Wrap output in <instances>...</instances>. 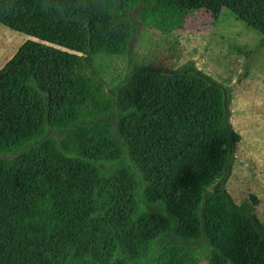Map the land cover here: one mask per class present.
I'll list each match as a JSON object with an SVG mask.
<instances>
[{"label": "trees", "instance_id": "1", "mask_svg": "<svg viewBox=\"0 0 264 264\" xmlns=\"http://www.w3.org/2000/svg\"><path fill=\"white\" fill-rule=\"evenodd\" d=\"M201 9L264 45V0H0V24L36 39L0 67V264H264L257 198L223 187L228 86L133 58L150 19ZM99 54L127 61L110 92Z\"/></svg>", "mask_w": 264, "mask_h": 264}, {"label": "rangeland", "instance_id": "2", "mask_svg": "<svg viewBox=\"0 0 264 264\" xmlns=\"http://www.w3.org/2000/svg\"><path fill=\"white\" fill-rule=\"evenodd\" d=\"M259 38L257 30L234 20L227 10L213 22L201 9L193 15L178 13L174 19H150L139 30L133 58L145 65L171 69L192 60L197 69L228 86L229 121L240 140L234 145L230 174L223 187L235 204H252L250 195H255L257 203L252 212L264 224V45L255 52ZM26 39L36 40L0 24V67ZM126 62L123 55L94 56L92 65L106 81L107 92L123 77ZM246 70L248 75L243 77ZM10 155L0 154V158ZM140 203L141 208H155Z\"/></svg>", "mask_w": 264, "mask_h": 264}, {"label": "water", "instance_id": "3", "mask_svg": "<svg viewBox=\"0 0 264 264\" xmlns=\"http://www.w3.org/2000/svg\"><path fill=\"white\" fill-rule=\"evenodd\" d=\"M228 110L230 111V109L228 108ZM229 118H230V116H229ZM229 118H228V120H229ZM230 122V121H229ZM233 158H234V156H233Z\"/></svg>", "mask_w": 264, "mask_h": 264}]
</instances>
